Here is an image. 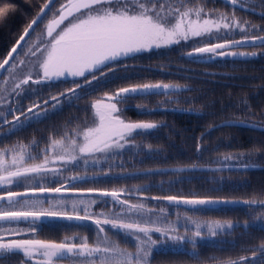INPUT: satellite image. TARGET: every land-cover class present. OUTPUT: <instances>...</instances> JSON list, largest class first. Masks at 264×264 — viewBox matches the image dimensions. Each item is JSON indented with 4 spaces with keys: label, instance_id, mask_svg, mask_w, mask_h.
<instances>
[{
    "label": "snow or ice",
    "instance_id": "6c2138e0",
    "mask_svg": "<svg viewBox=\"0 0 264 264\" xmlns=\"http://www.w3.org/2000/svg\"><path fill=\"white\" fill-rule=\"evenodd\" d=\"M190 2L67 0L53 12L40 36L25 47L22 42H26V38L35 31L34 26L52 10L54 0H45L39 12L23 29V34L0 61V77H3L0 80V139L15 135L33 124H40L66 106L79 109L77 102L85 96L114 80L128 79L130 66L121 61L135 59L138 53L153 48H168L182 41L203 43L206 39H220L221 32L228 35L236 29H240L243 39L203 43V46L193 47L183 55L199 62L206 54H211L209 58L258 55L255 51H225L240 45L256 46L258 42L264 49V0H224L226 7L259 10L260 24L237 17L234 12L229 15L227 12L217 14L216 10L206 11L200 3L189 7ZM14 10V5L0 0V18H5ZM253 32L262 34L253 35ZM20 48L25 50L18 59ZM59 84L70 86L45 95V88L50 90ZM182 88H187V85L162 81L120 86L115 91H105L102 96L86 101L83 121L73 125V120H79V117L70 116L62 127L51 125L45 146L38 152H33L40 144L36 137L28 143L17 141L0 147V264H64L65 261L69 264H151L155 249L178 246L182 242L192 244L193 256L196 257L198 240L215 238L225 230L231 234L239 222L199 220L187 212L183 216L178 212L175 219H169L166 207H148L149 200L184 205L193 212L209 205L240 203L259 205L264 209V199L255 197L243 201L197 195L145 196L140 199L138 194L148 191L151 185L112 190L78 187L84 182H99L104 177L115 175L111 170L113 167H124L126 152L135 156L143 150L135 137L150 135L159 128L160 124L155 121L123 119L122 106L137 96L168 95ZM26 99L30 101L27 106L24 105ZM243 105L248 107L246 99ZM136 108L152 111L142 104L136 105ZM89 109L90 118L87 115ZM221 126L223 123L209 125L208 130ZM253 127L264 131V122L254 123ZM204 134L202 132L197 137V152L204 151L200 142ZM146 147L152 151L151 145ZM254 156H264V145L223 155L221 159L225 163L217 170L264 167L252 162ZM117 157H121L119 162ZM37 159L38 163H28ZM227 161L247 162L229 165ZM104 164H108V171L103 170ZM79 166L85 169L83 174L63 175L70 167ZM89 167L100 170L89 174ZM186 167L195 169L198 166L176 167L173 171L181 172ZM159 171L138 169L136 174L149 175ZM61 180L63 183H60ZM52 184L59 186L51 187ZM12 188L24 190L12 191ZM86 193L97 195L85 197ZM122 195L127 198L121 199ZM133 195L138 196L135 203L131 202ZM99 204L105 207L111 204L112 208L108 212H94L92 205ZM56 223L76 228L87 227L91 223L95 238L92 243H89V237L78 234L66 236L60 241L36 238L44 228ZM21 224L26 227H20ZM181 224L185 229L183 233L178 230ZM193 227L195 230L191 231ZM242 227H258L264 231V212L245 221ZM109 231L133 239L134 250L120 247L108 235ZM25 236L31 238H21ZM241 236L245 242L238 250L243 254L207 257L205 264H264V239L252 243L255 237L246 231Z\"/></svg>",
    "mask_w": 264,
    "mask_h": 264
},
{
    "label": "trees",
    "instance_id": "16d2710c",
    "mask_svg": "<svg viewBox=\"0 0 264 264\" xmlns=\"http://www.w3.org/2000/svg\"><path fill=\"white\" fill-rule=\"evenodd\" d=\"M14 5L15 10L0 18V61L15 44L23 30V18L35 8L42 6L45 0H3ZM42 4V5H41ZM255 15V14H254ZM255 19L261 21L260 16ZM28 20V19H27ZM262 22V21H261ZM189 48L179 45L167 50L146 53L136 56L125 63L130 64L128 79H117L111 84L100 88L99 94L105 91H115L117 87L127 84L145 82H164L187 85L179 91L158 95L137 96L122 106V116L129 121H155L160 124L150 135L136 136L146 150L139 151L135 156L124 158V167L112 169V172H127L138 169H155L188 165H221L223 155L245 152L254 145H264V131L251 130L236 126H223L208 131L200 141L204 145L203 152H197V137L205 132L209 125H216L225 120H244L249 122H264V56L250 61H218L206 64L195 63L183 55ZM201 69L237 71L230 78L223 75L195 77L202 75ZM171 96V100H169ZM85 99V98H84ZM83 99V100H84ZM247 100L248 107L243 105ZM79 109L66 106L63 111L54 114L50 119L40 124H33L15 135L0 139V147L11 145L17 141L28 143L36 137L40 140L39 148L45 146L51 131V125L63 126L70 116L79 117L73 120V125L83 121V111L86 100L77 102ZM145 105L152 111H142L136 105ZM161 107L193 109L188 113H177L161 110ZM88 117H91L89 109ZM44 137V139H40ZM146 145L152 146L149 151ZM235 161L229 165L245 163ZM252 162L264 165V156H254ZM56 184L52 185L53 187ZM112 185L127 186L132 189L136 185H151L147 196L184 195L212 196L230 199H264V169L221 171V172H185L160 173L137 177L105 178L99 182H84L80 188H102L112 190ZM179 211L201 214L205 220H232L239 222L234 230H225L218 235L217 241L199 243L195 249L196 257L188 250L157 253L154 263L160 264H205L207 257H236L243 254L239 246L245 242L242 232H250L259 243L264 239V231L258 227L243 229L245 221L251 220L257 213L264 212L259 205L239 208H222L218 210L202 209L193 212L176 207ZM222 236V237H220ZM193 250V249H192ZM198 257V258H197Z\"/></svg>",
    "mask_w": 264,
    "mask_h": 264
},
{
    "label": "flooded vegetation",
    "instance_id": "af4514ba",
    "mask_svg": "<svg viewBox=\"0 0 264 264\" xmlns=\"http://www.w3.org/2000/svg\"><path fill=\"white\" fill-rule=\"evenodd\" d=\"M66 2H67V0H55L54 1L53 5H52V10L49 11L48 15L45 16L44 19L42 21H40V23L35 26V31H32L31 35L26 38V42L23 43V45H25V47H26L27 44H32L33 41L36 40L40 36L41 32L45 30V25L47 23V20L52 18L53 12H55L56 9L59 8L60 4H63V3H66ZM198 3L203 4L206 9H212V10H217L218 9V10H220L222 12H227L229 15H231L234 12L237 17H240L242 19L250 20L254 24H260L261 23V21L259 19H255L254 18L255 16H260V15H254V14H252V13L246 11V10H240L238 8L226 7L225 3H224V0H191V2L189 4H191L192 6H195ZM39 8H40V6H39ZM39 8H35L33 11H31L30 13L25 14V15L18 14L19 19L23 18L24 22L28 21L24 25V28L27 27L28 23L33 19V17L36 15V13L39 12ZM257 11H259V10H257ZM22 33H23V30L20 32L18 38L20 37V35ZM239 33H240V29H236L233 33L226 35L225 39H227V40H241V39H243V37ZM251 34L255 35V34H262V33L253 32ZM221 35H224V33L221 32ZM224 40H217V41H214V42H212L213 40H210V41H208L206 43H222ZM181 44H182V42L180 44L171 45L168 48H160V49H155V50H150V51L138 53V54H136V56H139V55H142V54H146V53L157 52L159 50L171 49V48H174V47L179 46ZM194 45H195L194 47H200V45H198L197 43H194ZM201 46H203V44H201ZM188 48L189 49L186 52L191 51L193 46H188ZM24 50H25L24 48H20L19 49L18 59H19V57L23 56ZM229 50L230 51H236V52H253V51H255V52L258 53V55H256V56H244L242 59H232V58H219V57L209 58V56L211 54H206L205 57L202 60H200L199 62H195V58H193V57H189V59L192 60L195 63L206 64V63L218 62V61L224 62L226 60H228V61H244L245 62V61H250L252 59H257L260 56H264V54H261V53H264V49H262L259 45H256V46L249 45V46H243V47H235V48H232V49H229ZM128 60H132V58L123 59L121 61V63L130 65L128 63H125ZM200 73H202V75L194 74V76L195 77L204 78V76H215V75H220L221 74L227 79L226 81L231 82V83H232V81L230 80V78H232L233 75L238 74L237 71L214 70V69H201ZM2 79H3V77H1L0 80H2ZM69 86L70 85H68V84H59L58 86L53 87L50 90L48 88H45L44 89V93H45V95L55 94L58 91H62L64 88L69 87ZM99 91H101L100 88L97 89L95 92H92L90 95L85 96L84 97L85 99L84 98L83 99L86 100V101H90V100H92L94 98L102 96V94L98 93ZM83 99H81L80 101H84ZM29 102L30 101L27 100V99L24 100V105L27 106ZM8 118L11 119V116H9ZM40 158L42 159V157H40ZM38 162H39V159H37L35 161H31V160L28 161L29 164L38 163ZM69 169H73L74 171L77 169L81 174L84 173V172L80 171L79 167H74V168L70 167ZM99 170L100 169H93L92 168V171L88 172V173L91 174V173L99 171ZM112 173H114V172H112ZM114 174L116 175V172ZM112 179H116V178L112 177ZM60 183H63V181H61ZM56 186H59V185H56ZM121 188L127 189L128 187L127 186L122 187V186L112 185V189H121ZM11 190L12 191H22L24 189L23 188H12ZM125 198H127V197L123 196V195L121 196V199H125ZM137 199L138 198H136V197H132L131 198V202L135 203V202H137ZM140 199H142V198H140ZM147 203H148V207H151V208L158 209L160 207H166L168 209V212H167L168 218L169 219H175L176 218L177 212L174 210L175 207L168 206V205H166V204H164L162 202L158 203V202H154V201H148ZM111 208H112L111 204L107 205V207H105V205H103V204L92 205V210L94 212H100L102 210L104 212H108L109 209H111ZM90 224L87 227H82V228L66 227L62 223L52 224V225H49L48 227L44 228V230L36 238L60 241L61 239H63L66 236H73L74 234H78L79 236H87V237H89L90 238L89 239V243H92L93 239L95 238V230H94L93 226L90 225ZM20 227L23 228V227H26V225L21 224ZM47 233H55L56 234L54 236L55 239L47 238L48 237V236H46ZM108 235L113 240H115L117 243H119L120 247L127 248L130 251L134 250L135 245H134V240L133 239H130L128 237H124V236H121V235H114L111 231L108 232ZM21 238H31V237L25 236V237H21ZM154 238H156V237L154 236ZM214 240H215V238H210V239H206V240H199L198 243H212V241H214ZM76 242L78 243L79 241L77 240ZM189 243L190 242H182L181 244H183V246H189ZM171 247L172 246H169L166 249H164V248L163 249H161V248L155 249V252L157 254V253H163V252H168V251H174V252L175 251H179V250H173V249H171ZM64 264H69V262L65 261ZM151 264H159V263H154V261L152 259Z\"/></svg>",
    "mask_w": 264,
    "mask_h": 264
},
{
    "label": "water",
    "instance_id": "95a60500",
    "mask_svg": "<svg viewBox=\"0 0 264 264\" xmlns=\"http://www.w3.org/2000/svg\"><path fill=\"white\" fill-rule=\"evenodd\" d=\"M246 11H248V12H250L252 14L259 15V11H252L250 8L246 9ZM35 26H34V28H35ZM23 43L24 42H22V45H23ZM249 45L250 44H246V45H240V46H236V47H243V46H249ZM257 45H259L258 42H257ZM232 48H235V47H232ZM232 48H229V49H232ZM229 49H225V51L226 52L230 51ZM243 57L244 56H228V55H225V56L219 57V58L242 59ZM173 91H175V90H173ZM173 91H171V92H173ZM160 109L164 110V111H172V112H177V113H188V112H191V111H187V109L178 110V109H181V108H172V107H162ZM225 121L227 123H224ZM225 121H222V122H220L218 124H222L223 123V126H236V127H241V128H247V129H251V130L261 131L260 128L253 127V124L256 123V122H249V121H244V120H225ZM238 121H244V122L243 123H239ZM223 126H221V127H223ZM213 129H215V128H213ZM208 131L209 130L207 129L204 133H207ZM220 166L221 165H204V166H200L199 165L195 169L186 167L185 170L181 171V172L173 171V169H175L176 167H183V166L163 167V168H155V169H159L160 171L157 172V173H154V174H160V173H185V172H221V171L217 170L218 168H220ZM261 169H264V167L258 166L256 168H248V169L231 167V168L223 169L222 171H242V170H249L250 171V170H261ZM136 173H137V170H135V171H127V172H123V173H117L114 176L112 175V176H108V177H104V178H112V177H115V178H125V177L132 178V177H137V176H144L143 174H136ZM149 175H151V174H149ZM96 195L97 194H95V193H93V194H87L86 193L85 197H88V196L95 197ZM138 195H139V198H143V197L147 196V195H142V194H138ZM132 197L138 198L137 195H133ZM147 197H152V196H147ZM237 200H241V199H237ZM149 201H152V200H149ZM241 201H243V200H241ZM164 203L169 205L166 201H164ZM170 206H174V205H170ZM246 206H248V205H245L243 203H240V204H219V205H209V206L204 207L203 209L216 210V209H221V208H239V207H246ZM251 206H257V205H251ZM175 207H181V208L186 209V210H191L187 206H184V205H179V206H175Z\"/></svg>",
    "mask_w": 264,
    "mask_h": 264
},
{
    "label": "rangeland",
    "instance_id": "374dc122",
    "mask_svg": "<svg viewBox=\"0 0 264 264\" xmlns=\"http://www.w3.org/2000/svg\"><path fill=\"white\" fill-rule=\"evenodd\" d=\"M177 6H179V5H177ZM189 7H192V5L191 4H189L188 5ZM205 10L206 11H208V10H212V9H206L205 8ZM216 12H217V14L219 13V12H222V11H220V10H216ZM215 18V17H214ZM226 38V35H221V33H220V39H215V38H213V39H211V40H213L212 42H214V41H217V40H224ZM208 41H210V40H204L203 41V43H206V42H208ZM203 43H197L198 45H200L201 46V44H203ZM181 45H184L186 48H188V46H195L194 45V43L193 42H191V41H182V44ZM156 48H153V49H150V50H155ZM150 50H148V51H150ZM16 62H18V59H17V61ZM18 75H22V73H18ZM122 115V114H121ZM122 118L123 119H125L123 116H122ZM125 120H127V119H125ZM89 126H90V124H89ZM135 139H136V137H135ZM136 141L138 142V143H140L141 144V146H142V148H143V150H146V148L143 146V144L140 142V141H138L137 139H136ZM33 152L35 153V152H38V150L37 149H34L33 150ZM124 156H126V157H130L131 156V154H129V153H125V155ZM126 157H123V159L124 158H126ZM121 159V157H117L116 158V160H117V162H119V160ZM221 161H222V159H221ZM224 162V161H223ZM235 161H227L226 163L227 164H231V163H234ZM225 163V162H224ZM79 168H80V171L81 172H84L85 171V169L82 167V166H79ZM115 168H119V167H113L112 169H115ZM93 169H97V168H93ZM103 170L104 171H108V164H104L103 165ZM92 171V167H89L88 169H87V172H91ZM77 172H79L77 169L74 171L73 169H68L67 171H65L64 173H63V175L64 176H70V175H73V174H75V173H77ZM80 173V172H79ZM120 173H122V172H120ZM83 174V173H82ZM117 174V173H116ZM103 179V178H102ZM62 181V180H61ZM60 181V182H61ZM52 185H54V184H52ZM52 185H50L51 187H53ZM56 185H58V184H56ZM54 186V187H57V186ZM169 206V205H168ZM172 207V206H171ZM177 213L179 212V214L181 215V216H183V214L185 213L184 211H179L178 209H174ZM81 214H83V213H81ZM187 214L189 215V216H193L194 218H197V219H199V220H205L204 219V217H203V215H199V214H195V213H189V212H187ZM252 220V219H251ZM250 221V220H249ZM90 224V223H89ZM91 225V224H90ZM243 229H245V228H243ZM178 230H179V232H181V233H183L184 231H185V229H184V227L182 226V224L181 225H178ZM195 229H194V227L191 229V231H194ZM227 231H229V230H227ZM56 234L55 233H47L46 234V236H48L47 238H51V239H55L54 238V236H55ZM220 237H222V236H220ZM217 238H218V236L217 237H215V240L214 241H212V242H215V241H217ZM199 241V240H198ZM197 244H199V243H197ZM157 249H159V248H157ZM164 249H166V248H164ZM171 249H173V250H188V252H190V253H193V248H192V244L191 243H189V246H183V244H180V245H178V246H172L171 247ZM157 254H156V252H155V254H154V256H156ZM160 264V263H159Z\"/></svg>",
    "mask_w": 264,
    "mask_h": 264
}]
</instances>
